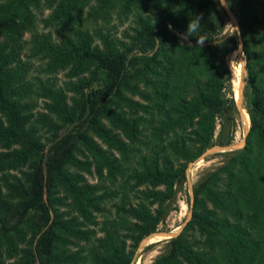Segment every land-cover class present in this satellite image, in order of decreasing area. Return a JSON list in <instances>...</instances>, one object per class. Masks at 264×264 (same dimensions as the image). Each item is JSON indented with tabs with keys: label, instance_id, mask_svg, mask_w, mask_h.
Wrapping results in <instances>:
<instances>
[{
	"label": "trees",
	"instance_id": "1",
	"mask_svg": "<svg viewBox=\"0 0 264 264\" xmlns=\"http://www.w3.org/2000/svg\"><path fill=\"white\" fill-rule=\"evenodd\" d=\"M236 1L245 144L151 264H264V32L259 0ZM226 21L218 0H0V264L135 262L217 126L234 140Z\"/></svg>",
	"mask_w": 264,
	"mask_h": 264
},
{
	"label": "rangeland",
	"instance_id": "2",
	"mask_svg": "<svg viewBox=\"0 0 264 264\" xmlns=\"http://www.w3.org/2000/svg\"><path fill=\"white\" fill-rule=\"evenodd\" d=\"M263 1L264 0H259V3L255 5L256 7L255 11L259 15L260 21L257 23H254V27L258 30H261L262 32H264V12L259 4ZM220 8L222 9L221 6ZM231 11L239 27V23H238L239 5L237 1L234 2ZM112 23H113L112 25H115V31L117 33V36L121 37V32L124 31V29L128 27V22L124 23L123 25H117L114 21ZM232 28L234 29L232 23L227 18L226 28L217 37V39L222 41V40H226L230 35L234 33L237 34L235 29L233 30ZM238 47H239V41H238L236 50L228 53L225 56V61L231 73V87H232V91L234 93L235 99H237L238 97L237 93H238V88H239V81L242 79L243 87H244L245 77H246L245 71H242V68L245 65L244 55L242 53V50L239 49ZM33 74L38 75L37 72H33ZM56 79L58 80V82H61L62 80H64L62 74L57 75ZM240 113L242 114L243 120L241 121L239 118V115H237L236 132L234 135V140L231 142V144H238V147H236V150L240 149L243 146V143L245 141L246 135L250 127L249 116L245 108H243V106L240 109ZM217 132H218V126L216 128L214 142L212 146L209 147L207 150L220 146V145H217V141H216ZM231 153L232 151L231 152H213L208 155L201 156L197 161L189 164V167L187 170V173H188L187 183L178 193L179 210L171 212L167 216L165 223L158 227V231L176 232L181 228V226L183 225L185 220L188 218L189 213H190L189 204H191V198H190V193H189V186L192 187V191H193V186L196 185L205 175H207L208 173L212 172L213 170L218 168L220 165L225 163L227 159L231 156ZM88 179L91 182H97L96 178L89 177ZM107 205H108L107 207L110 209L112 213L114 209L111 207L112 205L111 202H109ZM165 239L167 238L154 237L151 240L144 243L143 245L139 246L135 254L134 264H151L153 259L158 254L164 251Z\"/></svg>",
	"mask_w": 264,
	"mask_h": 264
},
{
	"label": "water",
	"instance_id": "3",
	"mask_svg": "<svg viewBox=\"0 0 264 264\" xmlns=\"http://www.w3.org/2000/svg\"><path fill=\"white\" fill-rule=\"evenodd\" d=\"M222 7V6H221ZM222 10L223 12L225 13L226 17L229 19V21L232 23L236 33H237V36H238V41H239V49L242 50V46H243V42H242V39H241V34H240V30H239V27L233 17V13L230 9V7H222ZM242 71H245V65L244 67L242 68ZM243 81L242 79L239 81V88H238V97L237 99H235L236 101V107H237V111H238V115H239V118L240 120L242 121L243 118H242V114L240 113V109L242 108L243 106ZM244 108V106H243ZM245 144V141L243 143V146ZM242 146V147H243ZM236 147H238V144H229V145H224V146H217L213 149H209L207 151H205L202 156H205V155H208L210 153H213V152H231V151H234L236 150ZM241 147V148H242ZM187 176H188V173H186ZM189 193H190V198H191V203L193 202V199H194V196H193V191H192V187L189 186ZM191 218V210H190V213H189V216L188 218L185 220V222L183 223V225L181 226V228L176 231V232H171V231H157V232H154L152 234H150L149 236H147L146 238H144L139 246L143 245L144 243H146L147 241L151 240L152 238L154 237H162V238H167V239H170V238H173L175 236H177L183 229V227L186 225V223L189 221V219ZM135 263V262H134ZM133 263V264H134Z\"/></svg>",
	"mask_w": 264,
	"mask_h": 264
},
{
	"label": "clouds",
	"instance_id": "4",
	"mask_svg": "<svg viewBox=\"0 0 264 264\" xmlns=\"http://www.w3.org/2000/svg\"><path fill=\"white\" fill-rule=\"evenodd\" d=\"M218 3L220 4V6L222 7H229L230 6V3H229V0H218ZM200 20H201V17L200 16H197V17H194L192 18L189 23H188V26H187V32L184 36V38L186 39L188 35H193V33H196L198 30L201 31V24H200ZM231 26V25H230ZM171 27V26H169ZM232 27V26H231ZM233 29V28H232ZM234 30V29H233ZM202 36L203 35H198V39H197V44L199 45H203V43L205 42L204 39H202ZM158 43H160V40L157 38L155 39ZM191 46V45H189Z\"/></svg>",
	"mask_w": 264,
	"mask_h": 264
}]
</instances>
